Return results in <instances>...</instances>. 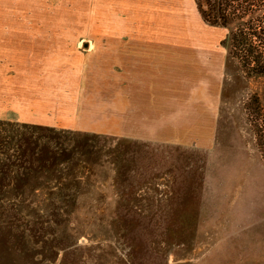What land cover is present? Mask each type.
I'll return each instance as SVG.
<instances>
[{
  "label": "rangeland",
  "instance_id": "rangeland-1",
  "mask_svg": "<svg viewBox=\"0 0 264 264\" xmlns=\"http://www.w3.org/2000/svg\"><path fill=\"white\" fill-rule=\"evenodd\" d=\"M196 1L0 0V264H264V79Z\"/></svg>",
  "mask_w": 264,
  "mask_h": 264
},
{
  "label": "trees",
  "instance_id": "trees-1",
  "mask_svg": "<svg viewBox=\"0 0 264 264\" xmlns=\"http://www.w3.org/2000/svg\"><path fill=\"white\" fill-rule=\"evenodd\" d=\"M196 6L204 23L226 30L227 55L241 73L246 78L264 79V0H197ZM244 111L255 147L264 161V106L260 97L252 96ZM42 153L51 151L43 148Z\"/></svg>",
  "mask_w": 264,
  "mask_h": 264
},
{
  "label": "crops",
  "instance_id": "crops-1",
  "mask_svg": "<svg viewBox=\"0 0 264 264\" xmlns=\"http://www.w3.org/2000/svg\"><path fill=\"white\" fill-rule=\"evenodd\" d=\"M148 40V45H149V49H151V51L152 50H155V55H158L159 53L160 54H163V57H165V55H167V54H169L170 56H173V54H172V51H169V50H164V49H162V48H158L159 46H157V45H159L158 43H153L152 42V40H150V39H147ZM150 43V44H149ZM147 44V43H146ZM153 44H155L157 47H153L152 45ZM154 48V49H153ZM132 52H134V51H132ZM135 53H137L136 51H135ZM143 54V53H142ZM117 57H120L121 56V51H119V48L117 49ZM135 55V54H134ZM117 59H119V58H117ZM145 61V60H144ZM143 61V62H144ZM159 62H161L162 60H158ZM171 62H173V63H175V61H171ZM121 63H124V60L123 61H121ZM155 63H156V61H155ZM151 64H153L154 65V63H151ZM157 66H161L160 65V63H158L157 62ZM172 66H169V68H171ZM135 71H138L137 69L135 70ZM142 77H143V75H142Z\"/></svg>",
  "mask_w": 264,
  "mask_h": 264
}]
</instances>
